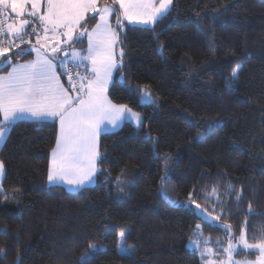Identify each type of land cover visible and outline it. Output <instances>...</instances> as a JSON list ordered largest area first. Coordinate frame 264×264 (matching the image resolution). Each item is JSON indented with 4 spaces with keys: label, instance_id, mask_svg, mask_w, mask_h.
Wrapping results in <instances>:
<instances>
[{
    "label": "trees",
    "instance_id": "1",
    "mask_svg": "<svg viewBox=\"0 0 264 264\" xmlns=\"http://www.w3.org/2000/svg\"><path fill=\"white\" fill-rule=\"evenodd\" d=\"M173 5L155 33H127L123 76L147 88L156 103L138 106L136 94L115 73L109 98L138 112L143 127L124 122L99 136L102 171L87 191L48 184L58 122L42 128L23 123L0 146V264H79L89 244L102 246L90 264H203L189 247L196 224L213 249L216 241L226 246L228 234L179 206L190 202V193L192 208L199 204L222 216L218 223L230 224L235 235L247 221L249 242L264 236V0H173ZM97 21L85 26L90 30ZM237 65L239 79L230 81ZM61 80L70 87L66 76ZM165 155L172 157L167 199L161 197ZM236 192H242L239 207ZM217 196L223 206L215 203ZM123 229L134 258L117 252Z\"/></svg>",
    "mask_w": 264,
    "mask_h": 264
},
{
    "label": "snow or ice",
    "instance_id": "2",
    "mask_svg": "<svg viewBox=\"0 0 264 264\" xmlns=\"http://www.w3.org/2000/svg\"><path fill=\"white\" fill-rule=\"evenodd\" d=\"M173 7V0H111V6L105 4L99 9L97 0H0V72L9 69L6 75H0V146L6 144L12 131L23 123L42 128L58 122L59 132L47 170L48 184L53 187L67 185V190L73 193L87 191L97 172L102 171L97 169V162L104 160L97 148L98 137L107 133L109 126L116 130L124 122L143 127V117L138 112L109 99L113 73L118 74L117 78L130 94H136L138 106L156 103L147 88L133 86L123 76L127 33H155V25L167 19ZM9 8L16 19L7 15ZM89 12L95 15L86 21ZM97 17L95 27L89 30L86 23ZM110 17L115 20L114 26ZM56 37L63 39H55V43L50 44V39ZM22 44L25 47H21ZM62 44L67 45V49L61 47ZM117 46H120L118 57L115 55ZM13 48L17 51L7 55ZM33 53V59L23 61V57ZM239 70V65L232 69L230 81L239 79ZM61 76L68 78V89L61 83ZM70 91L76 95H69ZM163 161L161 197L167 199L164 189L170 181L172 157L165 155ZM3 175L4 163L0 161V176ZM119 190L124 191L122 187ZM228 194L232 195L231 186ZM189 197V203H172L190 209L194 218L208 227L228 234L227 245L221 246L224 242L216 241L218 247L213 249L207 247L209 240L201 239V224H196L193 232L196 238H189V247L199 251L202 259L215 256L219 251L223 254L222 258L217 257L219 264H245L236 261L234 254L258 251L255 264H264V236H253L258 242L249 243L247 221L237 236L230 224L218 223L222 216L206 215L199 204L192 208L195 198L192 193ZM235 199L239 207L242 192H236ZM215 203L223 206L218 196ZM255 214L249 210V215ZM128 234L126 231L118 234L117 252L122 257L134 258L135 249L127 246ZM108 235L106 230L104 238ZM101 248L89 244V251L79 264H90Z\"/></svg>",
    "mask_w": 264,
    "mask_h": 264
},
{
    "label": "rangeland",
    "instance_id": "3",
    "mask_svg": "<svg viewBox=\"0 0 264 264\" xmlns=\"http://www.w3.org/2000/svg\"><path fill=\"white\" fill-rule=\"evenodd\" d=\"M105 4H108L109 6H111V0H97V8L99 9V8H102ZM30 9V8H29ZM93 13L92 12H89V13H87L86 14V17L88 16V15H92ZM109 20H110V23H112L113 24V22H112V19H111V17L109 18ZM98 22V21H97ZM115 24V23H114ZM96 25V24H95ZM95 25L92 27V28H94L95 27ZM114 26V25H113ZM91 28V29H92ZM90 29V30H91ZM49 36H51V33L49 34ZM57 38H59V39H63V38H60V37H57ZM51 42V41H50ZM34 43H35V40H34ZM117 47H116V49H115V55L117 56ZM114 77H115V72L113 73V80H114ZM113 82V81H112ZM112 83H110L109 84V86L111 85ZM108 97H109V95H108ZM110 99V98H109ZM111 100V99H110ZM112 101V100H111ZM113 102V101H112ZM114 103V102H113ZM115 104V103H114ZM118 105H120V104H118ZM124 105V104H123ZM134 111V110H133ZM135 112V111H134ZM109 129L110 130H112L111 129V126H109ZM109 130V131H110ZM0 181H1V176H0ZM94 183H95V181H94ZM94 183H92V184H94ZM92 184H89V185H92ZM67 189H68V187L69 186H67V185H64ZM126 198H127V196H128V194L126 193ZM205 214L206 215H209V216H212V217H215V215H213V214H210V213H208V212H206L205 211ZM121 231H126L127 232V230L126 229H123V230H121ZM120 231V232H121ZM201 239L202 240H207V238H204V237H201ZM233 243L235 244L236 242L235 241H233ZM249 243H251V242H249ZM127 246H129V247H132L130 244H128L127 243ZM202 247H203V245H202ZM207 247H211L209 244L207 245ZM133 248V247H132ZM212 248V247H211ZM198 253L200 254V256H201V253L198 251ZM257 256L259 255V252L257 251ZM220 254H221V256H220ZM217 257H223V254L221 253V252H216V255L215 256H211V257H208V258H206V259H203V264H219V260L217 259ZM236 261H241V262H245V264H255V261H256V259H257V257L255 258V259H237L235 256L233 257Z\"/></svg>",
    "mask_w": 264,
    "mask_h": 264
},
{
    "label": "crops",
    "instance_id": "4",
    "mask_svg": "<svg viewBox=\"0 0 264 264\" xmlns=\"http://www.w3.org/2000/svg\"><path fill=\"white\" fill-rule=\"evenodd\" d=\"M28 7L30 8L31 7V5L29 4L28 5ZM7 15L11 18V19H16V15H15V13H12L11 12V9L9 8L8 9V12H7ZM26 18V17H25ZM51 37V36H50ZM55 39H59V38H53V39H50V41L51 42H49L50 44H52V43H55ZM61 47H63V48H65V49H67V45H64V44H62L61 45ZM78 48V47H77ZM35 55V54H34ZM34 55H33V57H31V58H29V59H27V60H31V59H33L34 58ZM27 60H23V61H27ZM22 61V62H23ZM7 74V72H4V73H1L0 75H6ZM61 79V78H60ZM61 83L64 85V87L66 88V89H68L69 87H67L63 82H62V80H61ZM69 95H76V93H74V92H69ZM116 104V103H115ZM58 132H59V124H58ZM97 148H98V151H99V137H98V140H97ZM51 153V152H50ZM1 178H2V176H1ZM96 180V176L94 177V181ZM1 182V181H0Z\"/></svg>",
    "mask_w": 264,
    "mask_h": 264
},
{
    "label": "built area",
    "instance_id": "5",
    "mask_svg": "<svg viewBox=\"0 0 264 264\" xmlns=\"http://www.w3.org/2000/svg\"><path fill=\"white\" fill-rule=\"evenodd\" d=\"M6 43V42H5ZM83 72H82V70H81V74H82ZM73 75H74V73H73ZM67 78V77H66ZM67 80H68V78H67Z\"/></svg>",
    "mask_w": 264,
    "mask_h": 264
}]
</instances>
